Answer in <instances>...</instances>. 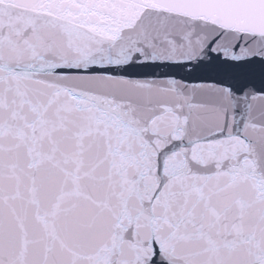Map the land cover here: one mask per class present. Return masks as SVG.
Masks as SVG:
<instances>
[{"label": "snow or ice", "instance_id": "obj_1", "mask_svg": "<svg viewBox=\"0 0 264 264\" xmlns=\"http://www.w3.org/2000/svg\"><path fill=\"white\" fill-rule=\"evenodd\" d=\"M0 264H264V0H0Z\"/></svg>", "mask_w": 264, "mask_h": 264}]
</instances>
